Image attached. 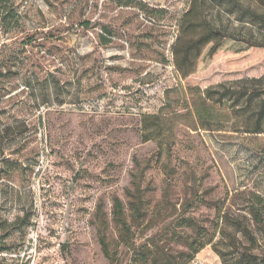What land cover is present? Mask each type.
Returning <instances> with one entry per match:
<instances>
[{"label":"rangeland","instance_id":"obj_1","mask_svg":"<svg viewBox=\"0 0 264 264\" xmlns=\"http://www.w3.org/2000/svg\"><path fill=\"white\" fill-rule=\"evenodd\" d=\"M7 1L20 21L0 28V264L264 261V133L232 101L209 122L188 113L189 88L264 74V53L208 58L206 25L259 29L207 0ZM153 116L164 128L145 142Z\"/></svg>","mask_w":264,"mask_h":264},{"label":"trees","instance_id":"obj_2","mask_svg":"<svg viewBox=\"0 0 264 264\" xmlns=\"http://www.w3.org/2000/svg\"><path fill=\"white\" fill-rule=\"evenodd\" d=\"M209 4L212 5H225V12L228 15H235L236 20L241 24H251L254 27L258 28L261 35L258 37H246L240 34H230L225 30L216 28L211 25H206V32L204 34V44H209L207 57L210 59L212 55L216 54L219 51L227 50L228 48L238 49L241 57L245 54H258L264 53V0H252L257 5L258 8L262 9L257 11L252 9L250 6L244 7L241 5V0H207ZM19 17L14 11L12 6H8L7 0H0V28L4 32L12 31L16 29L19 25ZM245 66L243 68L249 67ZM242 68V69H243ZM234 82H237V89L231 88L230 83H219L215 87H208L206 90L201 91L199 88H189V94L192 99V106L188 111L189 114L193 113L199 121L204 120V122H209L210 119V110L213 105L223 106L225 102L232 101L234 106L240 107L243 106V109H246L249 113L248 117L251 119V124L245 128V133L249 134H262L264 133V74L260 77H244L238 79ZM160 116L148 117L154 122V128L150 135H147L146 132L150 127L142 123V137L144 141H153L156 136L157 131H160L164 128V124L160 126L162 120ZM145 121V120H144ZM157 124H159L157 126ZM148 136V137H146ZM154 136V137H153ZM134 200H136V206L132 210L135 211V214L132 218L135 219L139 215V207L137 203L141 200V190L139 184L134 186L133 193L131 194ZM135 203V202H134ZM122 204L118 198L114 199L113 204V221L124 232H128L129 229L123 219L122 214ZM255 223L260 224L262 228L264 227V221L262 218V213L258 208H253L252 213ZM261 230V228H259ZM264 230V229H263ZM243 234L246 235V232L243 231ZM197 243V242H196ZM195 243V244H196ZM99 244L101 247V252L105 258L111 261V256L108 251V246L103 234L100 235ZM144 257V256H142ZM244 257H247L244 259ZM152 261L154 264H160L157 256H153ZM241 262L244 264H264L263 260H259L255 256H241ZM140 264H147V260H142Z\"/></svg>","mask_w":264,"mask_h":264}]
</instances>
